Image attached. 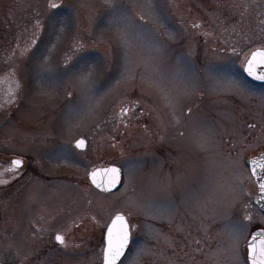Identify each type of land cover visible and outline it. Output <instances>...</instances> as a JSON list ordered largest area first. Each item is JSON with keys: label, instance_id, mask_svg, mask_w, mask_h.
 <instances>
[{"label": "rangeland", "instance_id": "rangeland-1", "mask_svg": "<svg viewBox=\"0 0 264 264\" xmlns=\"http://www.w3.org/2000/svg\"><path fill=\"white\" fill-rule=\"evenodd\" d=\"M117 2L134 14H145L146 26L154 27L146 7L148 0ZM50 3L60 7L52 9ZM152 3L167 29L176 34L174 40H168L162 35L163 29H157L169 46L164 71L178 77L173 94L179 96V107L183 108L179 126L161 91L141 78L142 74H154V69L144 67L143 57L135 49L129 65L134 78L125 73L120 35L108 22L107 0H0V92L6 93L8 83L16 81L19 85L11 99L13 104L0 112V152L42 154L58 163L71 161L73 166L84 157L68 144L81 135L91 147L86 153L88 168L113 161L126 168V162L138 161L141 167L132 186L125 190L122 185L110 197H102L103 213L120 209L138 233L144 227L143 220L149 231L148 236L142 231V241H131L119 264H227V253L214 255L218 248L227 247V236L219 235L230 227L223 211L227 210L231 220L250 214L253 226L261 217L254 205L256 186L247 166L240 168L233 161H247L264 150V138H260L264 83L249 81L241 72L245 56L264 46V0ZM37 20L43 25L39 30ZM79 45H83L82 50ZM33 53L47 56V62L61 71V78L37 76L39 60ZM82 54L95 65L97 99L91 113L69 119L68 106L79 101L81 89L75 76L63 74L67 71L65 61L70 69ZM177 57L188 61L191 71L183 63L177 65ZM230 80L243 82L254 95L236 94ZM185 87L193 94L182 95ZM185 105L191 107V114ZM122 106L130 109L126 115L120 113ZM188 121L213 130L203 148L198 136L185 127ZM9 136L16 139L10 141L15 144L6 145L8 141L3 139ZM61 165L47 169L60 175L64 170ZM177 175L183 178L182 184L173 183L170 194L162 191ZM217 187L222 203L209 204L206 210L181 201L186 188L210 194ZM169 195L177 204L174 215L158 214L142 206ZM83 209H65L63 215ZM67 244L69 249L83 252L64 259L65 264H101L97 241ZM59 260L48 264H58Z\"/></svg>", "mask_w": 264, "mask_h": 264}, {"label": "snow or ice", "instance_id": "snow-or-ice-1", "mask_svg": "<svg viewBox=\"0 0 264 264\" xmlns=\"http://www.w3.org/2000/svg\"><path fill=\"white\" fill-rule=\"evenodd\" d=\"M108 2V16L109 24L114 25L120 35L122 45V58L124 60L125 73L134 78L132 69L129 67L133 63V51L137 55L143 57L144 67L154 69V74L143 75L142 79H146L152 86L158 88L162 93V98L168 108L172 111V116L177 126L181 125L183 108L179 107L180 98L174 95L175 82L177 80L176 75H167L164 71L165 62L168 59L169 46L162 39L161 33H158L157 29H163V36H166L168 40H174L176 34L167 29V26L163 22V18L160 14L154 12L156 7L152 3V0H148L146 7L149 10V14L152 16L153 28H148L147 17L143 13H132L128 11L117 0H107ZM49 7L52 9H58L60 5L56 3H50ZM143 7V6H142ZM35 27L39 30L43 27L39 20L36 21ZM35 44V39L32 41ZM81 50L83 45L78 46ZM50 51V50H49ZM145 53H147L145 55ZM39 60L37 68V76L41 79H60L61 71L51 66L47 61L48 57L41 54L33 53ZM175 63L177 65L183 63L188 71H191L188 66V61L183 57H177ZM137 67H140L137 64ZM243 71L254 80L264 81V46L256 48L251 51L250 54L245 56V60L242 63ZM66 72L65 75L70 74L75 76L80 84L81 96L76 103H70L68 106V118L83 117L85 114L92 112L93 103L97 99V82L94 79L95 65L92 63L86 54H82L76 65L72 68H67V61H65ZM205 71H208L205 69ZM123 75V74H122ZM168 81L165 84V81ZM229 85L235 89L236 94L244 97L245 95H254L247 86L237 80H230ZM19 85H17V88ZM193 93L189 92L187 87L183 90L182 95L189 96ZM72 95L71 92L68 93ZM261 99L264 100V94ZM139 103V100L136 101ZM184 107H187L186 105ZM179 108V111H178ZM129 108L121 107L120 113L126 115L129 112ZM187 111L191 114V107H187ZM185 127L192 129V131L198 136V144L200 147H204L209 143L210 134L212 129L205 124H196L192 121H188ZM250 128H254L255 125H249ZM184 132H179L180 136H184ZM264 138V126L261 128V137ZM85 141L83 139L77 140L75 147L83 148ZM240 154L238 153L237 156ZM24 161L22 159H13L11 161V170L18 172L22 168ZM127 167L123 164L113 161L110 165L102 170H93L89 175L92 183L97 188H102L106 191H110L121 183V177L124 176L123 187L125 190L130 188L135 179V173L141 167L138 161H128ZM233 163L237 164L240 168L247 166L250 178L257 185V203L264 205V153L259 157L251 158L247 161L236 160ZM98 171H102L108 176L107 185L97 183L96 176ZM239 177H237L238 179ZM183 178L177 175L176 180L173 182L169 180L167 184L162 187V191L171 193L173 183L181 185ZM0 183L5 181L0 180ZM181 201L184 204L195 205L202 210H206L209 204L222 203L220 197V188L217 187L212 190L210 194L206 193L203 189L186 188L181 192ZM149 211L158 214H167L169 216L174 215L177 211V204L171 198V195L164 200L149 202L146 205ZM223 216L230 221V227L226 232L219 233V235L227 236V247L218 248L214 255H219L220 252L227 253V264H264V216L260 217L259 223L253 226V217L250 214H245L242 220H231L227 210L223 211ZM131 235V227L126 217L117 212L112 218L111 222L106 225V234L103 238V264H119L121 257L124 256L125 250L128 248ZM55 239L62 245H65V237L61 234H57ZM199 243V241H197ZM243 244V247H242Z\"/></svg>", "mask_w": 264, "mask_h": 264}, {"label": "flooded vegetation", "instance_id": "flooded-vegetation-1", "mask_svg": "<svg viewBox=\"0 0 264 264\" xmlns=\"http://www.w3.org/2000/svg\"><path fill=\"white\" fill-rule=\"evenodd\" d=\"M241 72L246 77L243 67ZM0 96L2 97L0 98L1 112L10 104V101L7 102L5 94ZM32 133L35 135V132ZM37 134L40 136V133ZM79 136L73 138L68 146L70 145L73 150L80 153L84 160L81 162L79 159L78 162H73V166L71 161L58 163L47 159L42 154L32 156L14 151L0 152V180L5 181L0 183L1 264H48L52 259H60L58 264L61 262L65 264L64 259L78 257V254L83 252L69 249L67 243L78 240L97 241V253L101 257L102 264L101 242H103L106 225L117 212L123 214L129 221L127 215L120 209L102 212L104 197H110L111 194L118 192L123 185L124 176L121 177V183L114 191H102L93 186L88 178L89 173L107 165L86 167L89 162L86 153L91 147L83 135V137ZM80 139L85 141V145L83 148H76V141ZM3 140L8 141L6 145H13L15 143L10 141L16 139L9 136ZM17 158L22 159L24 163L18 172H13L11 161ZM59 164H62L61 168L64 169L60 175L47 169L49 166ZM72 188L75 191H72ZM78 206L84 209L74 214L63 215L65 209L69 211ZM102 216L105 218L103 222ZM129 224L132 235L129 244L131 241H142L143 234L148 236L149 231L145 228L144 220L143 234H141L142 231L138 233L135 230L132 221H129ZM58 233L65 237L67 246L55 239ZM7 251L12 254H6ZM9 259L10 262H7Z\"/></svg>", "mask_w": 264, "mask_h": 264}, {"label": "water", "instance_id": "water-1", "mask_svg": "<svg viewBox=\"0 0 264 264\" xmlns=\"http://www.w3.org/2000/svg\"><path fill=\"white\" fill-rule=\"evenodd\" d=\"M243 72H244V71H243ZM244 74L246 75V77H247L248 79H250L251 81H253V82H255V83H263V82H264V81H260V80H254L252 77L248 76L246 72H244ZM262 153H264V152H262ZM262 153H259V154L255 155V156H253L252 158H254V157H259ZM250 159H251V158H250ZM106 167H108V166H106ZM106 167L97 168V169H95V170H102V169H104V168H106ZM91 172H92V171H91ZM91 172H90V173H91ZM90 173H89V174H90ZM88 178H89L90 183H91L93 186L96 187V185L92 183V180H91L90 175L88 176ZM107 181H108V176H107L105 173H103L102 171H98L97 176H96V182H97V183L104 184V185H107ZM255 184H256V183H255ZM118 186H119V184H118L115 188H112L110 191H114L115 189H117ZM256 187H257V185H256ZM98 189H100V190H102V191H106V190H104V189H102V188H98ZM254 203H255V205L257 206V208L259 209V211L261 212V214L264 216V205H262V204H260V203H257V198L255 199ZM110 222H111V221H110ZM105 234H106V231H105ZM125 251H126V250H125ZM121 258H122V257H121ZM102 264H103V261H102Z\"/></svg>", "mask_w": 264, "mask_h": 264}, {"label": "trees", "instance_id": "trees-1", "mask_svg": "<svg viewBox=\"0 0 264 264\" xmlns=\"http://www.w3.org/2000/svg\"><path fill=\"white\" fill-rule=\"evenodd\" d=\"M3 79H7V77H3ZM9 79V78H8ZM6 83V82H5ZM6 93L3 90V94H5L7 102L10 101L11 99L14 97L15 94V90L17 89V82L14 81V83H8L6 84V86H4ZM10 89V91L8 90ZM8 92V93H7ZM0 95H2V93L0 92Z\"/></svg>", "mask_w": 264, "mask_h": 264}]
</instances>
